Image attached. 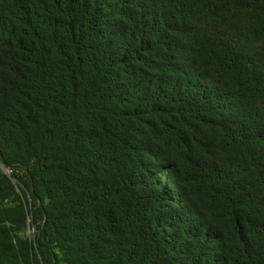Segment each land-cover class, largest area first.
I'll return each instance as SVG.
<instances>
[{"label":"trees","instance_id":"1","mask_svg":"<svg viewBox=\"0 0 264 264\" xmlns=\"http://www.w3.org/2000/svg\"><path fill=\"white\" fill-rule=\"evenodd\" d=\"M0 264H264V0H0Z\"/></svg>","mask_w":264,"mask_h":264}]
</instances>
